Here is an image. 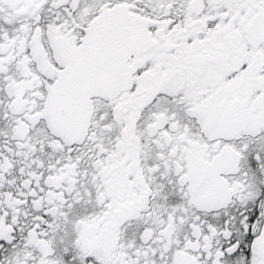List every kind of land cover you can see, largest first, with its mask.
Segmentation results:
<instances>
[{"label": "snow or ice", "instance_id": "obj_1", "mask_svg": "<svg viewBox=\"0 0 264 264\" xmlns=\"http://www.w3.org/2000/svg\"><path fill=\"white\" fill-rule=\"evenodd\" d=\"M0 264H264V0H0Z\"/></svg>", "mask_w": 264, "mask_h": 264}]
</instances>
